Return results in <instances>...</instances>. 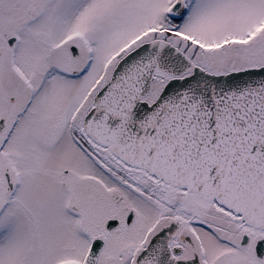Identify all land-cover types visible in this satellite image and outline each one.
I'll return each instance as SVG.
<instances>
[{"label":"snow or ice","instance_id":"snow-or-ice-1","mask_svg":"<svg viewBox=\"0 0 264 264\" xmlns=\"http://www.w3.org/2000/svg\"><path fill=\"white\" fill-rule=\"evenodd\" d=\"M0 264H264V0H0Z\"/></svg>","mask_w":264,"mask_h":264}]
</instances>
